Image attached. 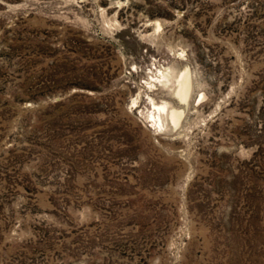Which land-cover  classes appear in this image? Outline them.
I'll return each mask as SVG.
<instances>
[{"label":"rangeland","instance_id":"374dc122","mask_svg":"<svg viewBox=\"0 0 264 264\" xmlns=\"http://www.w3.org/2000/svg\"><path fill=\"white\" fill-rule=\"evenodd\" d=\"M0 264H264V0H0Z\"/></svg>","mask_w":264,"mask_h":264},{"label":"bare ground","instance_id":"6f19581e","mask_svg":"<svg viewBox=\"0 0 264 264\" xmlns=\"http://www.w3.org/2000/svg\"><path fill=\"white\" fill-rule=\"evenodd\" d=\"M187 92H188V89H187V88L184 89V92H183V93L188 94ZM171 114H172V119H173V121H174V123H175V121H176L177 118L179 117V116L177 115L178 113H177V112H176V113H175V112H172ZM170 116H171V115H170ZM179 118H180V117H179ZM178 121H179V120H178ZM178 121H177V122H178Z\"/></svg>","mask_w":264,"mask_h":264}]
</instances>
